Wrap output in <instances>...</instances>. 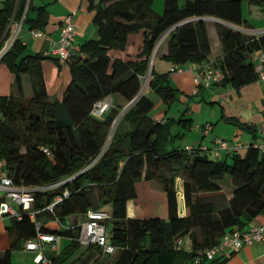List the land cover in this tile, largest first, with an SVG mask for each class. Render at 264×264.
Returning a JSON list of instances; mask_svg holds the SVG:
<instances>
[{
	"label": "trees",
	"instance_id": "16d2710c",
	"mask_svg": "<svg viewBox=\"0 0 264 264\" xmlns=\"http://www.w3.org/2000/svg\"><path fill=\"white\" fill-rule=\"evenodd\" d=\"M242 1L164 0L163 11L157 14L152 8L153 0H100L92 20L96 38L85 41L78 49L71 47L73 56L67 64L71 80L60 101L49 98L40 78L35 80L31 97L21 91V75L39 71L44 57L24 56L18 60L24 50L18 39L3 55L1 62L15 77V93L0 96V160L16 186L42 187L33 194V211L41 232L70 240L59 255L47 257L49 264H95L96 253L106 259L111 257L110 262L102 264H194L195 257L218 245L226 232L245 229L256 218L264 217V154L249 147L217 159L197 151L189 154L181 148L165 150L162 139L173 120L165 115L152 118L149 114L154 103L145 93L140 94L149 76L147 90L164 105L175 101L178 90L168 73L159 74L153 64L149 65L161 38L168 32L160 42L167 44L163 61L177 68L190 64L197 69L207 63L211 53L204 18L248 28ZM249 1L264 4V0ZM31 12L36 13L35 18L29 16ZM14 22H21L30 31L42 30L47 23L46 8L34 7L32 0H1L0 48ZM133 33L142 37L134 57L112 59L109 52L124 51ZM217 34L222 57L212 67L220 76L210 87L240 89L258 82L261 66L252 61L251 55L264 52V33L247 36L218 25ZM46 58L58 62L54 57ZM201 89L206 88L198 89L193 96ZM110 95H119L126 104L112 106L102 117H94L93 104ZM60 110L65 120H58ZM187 113L185 108L175 123L190 130L193 122L184 117ZM223 120L257 138L253 126L236 118ZM178 178L180 195L188 210L184 217L177 209ZM225 178L230 181L231 196L219 204L216 201L225 196ZM141 181H157L162 186L167 207L164 218L131 215L135 185ZM57 183L60 185L54 186ZM64 191L68 196L53 207V213L44 210ZM106 208L114 252L107 255L90 246L69 261L80 247L78 225L50 229L46 222L64 225L70 216ZM6 230L12 241L0 253V264H12V252L36 235V225L27 214L10 219ZM179 241L182 244L177 249ZM201 262L222 263L218 259Z\"/></svg>",
	"mask_w": 264,
	"mask_h": 264
},
{
	"label": "crops",
	"instance_id": "0c3cea01",
	"mask_svg": "<svg viewBox=\"0 0 264 264\" xmlns=\"http://www.w3.org/2000/svg\"><path fill=\"white\" fill-rule=\"evenodd\" d=\"M1 1V0H0ZM100 0H32L34 7H45L47 12V23L42 30H38L43 33L42 37H34L31 34V31L26 27L22 26L21 22H14L13 29L9 39H18L21 45L24 47L22 55L18 58V60L24 56H41L44 57L40 60L39 63V71H32L31 73L22 74L20 77V85L21 91L26 97H31L34 91V83L35 80L40 78L43 81L45 90L50 99L53 100H61L63 92L67 85L71 80L70 69L68 65H61L53 59L46 58V53L50 49L52 43H55L59 38L60 29L63 26V21L65 16L72 14L74 27H75V36L73 39L72 46L74 49H78V47L87 40L96 38V29L92 24L93 16L95 14L96 6H98ZM155 13L159 14L161 11L160 2L155 6ZM31 18L36 17L35 12H31L29 15ZM245 19V18H244ZM205 26L207 30V35L210 43L211 53L208 57L207 62L212 63L213 66L216 65V62L222 57V50L217 34V26L222 25L228 28H231L237 32H240L244 35L250 36H259L263 34L264 31H261L262 25L250 24L248 28L241 29V26H236L225 21L213 18L206 17ZM257 27L258 31H253L254 28ZM131 39L129 41L131 44H135L134 48H128L125 46L124 51H110L109 55L112 59L119 58L122 60H127L138 52V49L142 42L141 34L139 33L136 36H130ZM167 52V44L163 41L158 47L155 57H158L160 60L162 56H164ZM258 54H252L251 59L253 62H257ZM2 59V57H1ZM0 59V96H8L11 93H15V77L9 71L8 66L5 63H2ZM163 61V60H162ZM165 62V61H164ZM167 64L166 72L162 73H173L175 76L171 81L175 83L178 87H184L185 85L190 86L191 95H193L194 83H193V71L196 69V66L188 64L186 69L184 70L182 67L179 68L181 72L171 71L175 66L165 62ZM154 69V68H153ZM155 71V69H154ZM158 73V72H157ZM210 92L211 97L215 100L222 99L221 103L227 102L230 104L231 113L227 110V107H221V113L219 116V120H223V118H236L242 123H246L247 125L253 126L254 129L258 131L259 128L264 127V83L255 82L253 84L244 86L240 89H234L232 87H209L206 89H201L198 94L201 92ZM197 94V95H198ZM145 96L150 99L154 103V113L151 116L152 118L161 119L164 115L166 117V110H159L162 106H164L161 100L150 90L145 92ZM109 101L112 106H124L126 104L125 100L121 98L119 95H110L104 98ZM235 104H232V103ZM152 110V111H153ZM184 117H189L193 122V128L190 131L195 133L196 141L191 142L188 145H198L200 143H204L205 137L200 130L196 128L198 124H194L195 118L192 119L189 111L185 114ZM64 117V114L62 115ZM224 121V120H223ZM209 123L205 122L204 124ZM203 124V125H204ZM211 124V123H210ZM201 125V124H199ZM257 138L253 137L251 134L250 139L247 143H256L260 140V136L258 133ZM223 139V138H221ZM184 146V147H185ZM152 182V181H151ZM148 182V183H151ZM226 188L229 187V179H224ZM160 186V185H159ZM228 186V187H227ZM230 192V187L228 188ZM224 193V191H222ZM231 194L225 195L226 200L228 201ZM136 198L140 199L138 193L136 192ZM144 200V199H142ZM134 201V200H133ZM133 201L130 203L132 206ZM148 202V201H147ZM184 204V203H183ZM165 206H166V197H165ZM178 214L181 217L187 216L188 210L184 206L181 210L178 208ZM167 214V207H166ZM132 215V214H131ZM133 216V215H132ZM166 216V215H165ZM164 216V217H165ZM163 217V218H164ZM68 219H72V222H67ZM82 220V215L79 216H70L66 218L64 225H60L58 221H50L46 222V227L50 229H56L59 226L62 229L72 228L75 225H78ZM3 220L0 221V223ZM264 224V217H258L252 222H250L245 228L250 226L262 225ZM8 226V225H7ZM5 226V229L6 227ZM25 243V242H24ZM70 243L68 238L58 237V240L53 244L52 248L50 246L45 245L43 247V255L48 257L50 254L57 256L61 253V251ZM8 248V245L2 250L0 253H3ZM22 250L26 252L29 257L32 258L34 254L26 251L24 249V244ZM12 256V255H11ZM215 259H218L220 264H264V243L254 244L252 246H247L236 252H229L226 255H219ZM12 261V260H11ZM224 261V262H223ZM34 263V262H33ZM13 264V262H12Z\"/></svg>",
	"mask_w": 264,
	"mask_h": 264
},
{
	"label": "built area",
	"instance_id": "2783aa9c",
	"mask_svg": "<svg viewBox=\"0 0 264 264\" xmlns=\"http://www.w3.org/2000/svg\"><path fill=\"white\" fill-rule=\"evenodd\" d=\"M168 33V32H167ZM166 33V34H167ZM264 33V32H263ZM32 36L42 37L43 33L40 31H31ZM163 36V38L166 36ZM75 36V27L72 14L65 16L63 26L60 29L59 38L55 43H52L50 49L47 51L46 56L54 57L61 65H67L72 54V43ZM160 42L162 41V39ZM14 42V39L5 41L3 48L0 50V59L10 49ZM160 42L154 49L153 56L150 61V67L153 64V59L156 51L160 45ZM258 64L261 66L257 81L264 83V52L258 53ZM171 71L181 72L177 67L171 69ZM220 76L218 70L213 69L212 63H204L193 71V83L195 94L200 88H208L212 83L216 82ZM149 76L145 78L144 84L148 83ZM144 89H141L142 95ZM112 107L109 101L102 99L93 104L91 114L100 118L106 114ZM198 130L202 132L204 136H208L212 130L210 124L203 126H197ZM260 141L256 143L242 142L232 143L221 138H213L212 145L199 144L197 147L188 145L184 147L187 153H195L196 151L203 154H212L214 158H220L222 155H227L241 151L243 149L252 147L259 150L264 154V127L258 129ZM44 152L49 155L48 150L45 148ZM97 159V158H96ZM60 185V183L54 186ZM175 188L177 192L181 194V180L178 178L175 182ZM42 190L40 188H31L26 186H16L12 179L9 177L5 170L4 163L0 160V221L5 218L8 219H21L23 214H27L29 219L36 225V235L33 239L27 240L24 243V249L32 254L34 264H49V259L43 255V247L45 245L52 248L53 244L58 240V237L53 234L41 232V224L35 220V211H33V204L35 201L34 191ZM68 196V191H64L62 196H57L55 200L48 205L44 210L53 213V207L60 203L63 198ZM110 222V215L107 212L87 210L82 215V220L78 224V237L77 242L81 247L94 246L102 250L104 254H112L115 247L110 242V235L108 234L107 224ZM264 243V224L250 226L245 229L233 228L226 232L218 245L208 249L202 253H199L195 259L194 264H202V259L212 261L217 256L226 255L229 252L240 251L244 247L252 246L254 244ZM182 242H178L177 249L181 248Z\"/></svg>",
	"mask_w": 264,
	"mask_h": 264
},
{
	"label": "rangeland",
	"instance_id": "374dc122",
	"mask_svg": "<svg viewBox=\"0 0 264 264\" xmlns=\"http://www.w3.org/2000/svg\"><path fill=\"white\" fill-rule=\"evenodd\" d=\"M160 2L161 5V11H163V2L164 0H153L152 8L155 11V6H157V3ZM159 13V14H160ZM242 15L247 21V25L251 26L252 24L262 25L264 26V4L258 5V4H252L249 0H243L242 1ZM251 24V25H250ZM244 30V26L240 27ZM254 28L253 31H258L259 29L257 27ZM261 31H264V27L260 29ZM139 33H133L128 36L126 46L128 48H134L135 44H131L129 41L130 36H136ZM5 44V41L3 42L2 47L3 48ZM168 63V62H167ZM188 64L182 65V68L185 70ZM153 68L155 69V72H166L167 64H165L164 61L160 60L158 57L154 56L153 59ZM175 76L173 73H168V78L173 85L174 88L178 90V96L170 105H164L159 110L165 109L166 117L173 120V124L168 128V132L163 136L162 143L165 150H171L172 148H181L184 149V146L186 144H191V142L196 141V135L193 131L180 128L175 121L179 120L183 114V111L185 108H188V111L193 118H195L196 121H194V124H201L203 125L205 122L211 123L212 130L209 133L208 136H206L204 139V144L206 145H212V139L213 138H223L224 140H227L232 143L236 142H242L246 144V142L249 141L250 136L249 133L244 132L240 129H238L236 126L232 124H228L224 122L223 120H219V116L221 113V107H227V110L230 109V104L227 102L221 103L222 99L214 100L210 92H201L198 95H191V88L188 85H185V88L178 87L171 81V78L173 80ZM145 82V81H144ZM142 88L144 89L143 93L147 91V84L143 83ZM142 93V94H143ZM60 101L59 99H57ZM232 104H235L234 102ZM63 110H60L58 114V120L62 119V115L64 114L62 112ZM155 111H151L149 114L150 116L153 115ZM231 113V111H229ZM65 120V118H63ZM175 123V124H174ZM209 159H212V156H208ZM224 158V155L221 157ZM165 175L168 176V172L166 169H164ZM157 181H152L151 183L148 182H138L135 185L136 192L138 193L140 199L135 198L133 201L132 206H130V212L135 218H147V217H161L163 218L166 215V206H165V193L163 191L162 186ZM224 195H229L230 192L228 188H224ZM144 199V200H142ZM225 196L221 200H217L216 202L219 204H222L224 202ZM148 201V202H147ZM177 202H178V208L181 210L184 208L183 200L180 195V192H177ZM103 212L108 213V209H101ZM81 220H79L80 222ZM67 222H72V219H68ZM10 219L5 218L3 222L0 223V252L4 250V248L12 241V237L9 235L7 230L5 229V226L9 225ZM111 222H108V234H110L111 231ZM87 247H79L73 257L69 260L72 261L79 255H81L85 250H87ZM11 262L13 264H34L32 261V258L29 257V255L22 250V248H19L12 252L11 254ZM96 259L97 262L95 264H102L104 262H110L111 257L109 259H106L103 254L96 253Z\"/></svg>",
	"mask_w": 264,
	"mask_h": 264
},
{
	"label": "water",
	"instance_id": "95a60500",
	"mask_svg": "<svg viewBox=\"0 0 264 264\" xmlns=\"http://www.w3.org/2000/svg\"><path fill=\"white\" fill-rule=\"evenodd\" d=\"M29 2V0H27V3ZM149 69H150V67H149ZM111 138V136H109V138H108V140Z\"/></svg>",
	"mask_w": 264,
	"mask_h": 264
}]
</instances>
